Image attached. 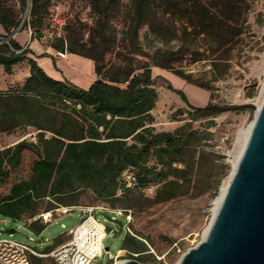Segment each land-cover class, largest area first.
Here are the masks:
<instances>
[{
	"label": "trees",
	"instance_id": "trees-1",
	"mask_svg": "<svg viewBox=\"0 0 264 264\" xmlns=\"http://www.w3.org/2000/svg\"><path fill=\"white\" fill-rule=\"evenodd\" d=\"M3 1L0 67L10 76L14 66L26 62L28 76L19 88L0 91V135L32 128L35 141L22 140L0 150V187H6L0 195L1 217L29 220L60 207H76L84 192L107 204L109 210L124 213L134 207L197 198L210 191L216 194L220 179L212 186L210 183L216 157L203 145L209 135L195 129L193 123L243 108H219L210 103L193 107L183 92L166 85L186 104L187 111H176L186 118L172 132H156L151 127V112L157 101L151 69L171 72L210 91L207 84L196 83L173 65L186 55H192L194 62L211 60L213 71L222 67L214 80L221 78L227 70L226 65H220L226 61L223 56L243 34L246 0H132L119 34L130 56L142 55L148 62L133 66L129 55H121V65L113 67L104 61L117 40L112 20L121 0H89L95 16L91 39L83 42L79 31L68 28L64 37L49 46L61 54L93 62L97 79L86 90L50 78L29 57V49L8 38L20 21ZM20 2L25 5V0ZM43 8L41 0H31L29 21L21 26V30H31L32 40L41 37L39 33L33 35L43 24ZM143 28L152 41L164 46L178 41L180 46L175 51L161 47L145 53L140 43ZM25 169L27 178L12 179L14 172ZM126 172L136 177L133 189L123 188ZM150 188L154 189L152 197L134 193ZM44 227L37 221L27 226L35 233ZM147 248L135 237L125 235L119 250L134 258L133 254L139 257ZM35 260L42 263V259Z\"/></svg>",
	"mask_w": 264,
	"mask_h": 264
},
{
	"label": "rangeland",
	"instance_id": "rangeland-1",
	"mask_svg": "<svg viewBox=\"0 0 264 264\" xmlns=\"http://www.w3.org/2000/svg\"><path fill=\"white\" fill-rule=\"evenodd\" d=\"M3 2L9 12L20 21L19 26L11 31L14 33L11 38L24 48L33 45L29 57L37 61L36 64L38 63L37 65L46 74L48 72L50 78L66 81L78 89L86 90L83 88L84 85H79L76 81L80 79V75L70 73L64 68L61 53L49 46L60 37H64L68 28L79 31L83 42L91 39L95 16L90 9L89 0H41L45 13L44 20L38 32L33 35L36 37L39 33L41 37L39 40L31 39L30 44H27L28 29L21 30V26L25 21H29L31 0H25L24 6L21 5L20 0ZM131 2L132 0H121L119 10L112 20L117 30V40L113 50L105 56L104 65L107 67L121 65L120 56L129 55L127 43L121 41L119 33L124 27ZM246 4L248 9L243 34L233 49L222 58L226 61L221 62L220 65H226L227 70L221 78L214 80L222 71V67L213 71L210 66L211 60L194 62L195 58L192 55H186L173 65L175 70L190 75L196 83L207 84L210 91L198 88L168 71H164L166 74H160L155 79L157 101L151 112L154 118L151 127L156 132H172L184 124L186 118L185 114L179 116L176 113L178 109L187 111L186 104L175 93L167 90L166 85L183 92L188 103L193 107H204L210 103L219 108H243L240 112L228 111L212 120L193 123L195 129L209 135L203 145L205 150L214 153L216 157L210 178L211 186L216 179H220L216 194L213 195L210 191L197 198L183 197L149 208L134 207L128 214L120 210L111 211L107 204L94 200L89 192H84L76 207L96 208L95 217L98 222L106 228L107 233L112 230L103 241V246L108 248L105 252L108 253H103L102 257L92 264H118L129 260L142 262L141 264H176L188 249L195 247L203 239L204 231L213 217V203L219 197L221 187L230 176L233 164L240 154L242 148L240 134L253 123L264 98V0H246ZM146 33V28L140 31V43L145 53L161 47L175 51L180 46L178 41L164 46L152 41V37ZM3 34L0 27V35ZM23 37H26V43L22 41ZM46 47H49L50 51L44 52ZM130 62L135 66L137 63L148 62V59L142 55H131ZM26 72H28L26 62L14 66L10 76L5 75L0 67V91L19 88L26 78ZM34 135L32 128L17 130L10 135H0V150L22 140L34 142ZM203 173L207 174L205 169ZM27 176L28 169H25L14 172L12 179H23ZM205 186L207 185L203 187ZM5 189L4 186L0 187V195L5 193ZM153 191L154 189L150 188L134 193L141 192L145 197H152ZM117 207L120 208L118 204ZM127 215H129L128 219H126ZM84 217L79 210L66 215L54 213L55 219H52V222L40 233H35L27 229L22 220H11L0 216V237L31 246L38 253L48 252L44 254L47 255L44 258H33V264H53L48 256L49 253L63 237H70L66 232L75 228ZM125 235L135 237L147 245L148 251L138 258H132L126 250H119ZM177 249L180 250L179 253ZM35 259H42V263H37Z\"/></svg>",
	"mask_w": 264,
	"mask_h": 264
},
{
	"label": "water",
	"instance_id": "water-1",
	"mask_svg": "<svg viewBox=\"0 0 264 264\" xmlns=\"http://www.w3.org/2000/svg\"><path fill=\"white\" fill-rule=\"evenodd\" d=\"M176 264H264V99L206 236Z\"/></svg>",
	"mask_w": 264,
	"mask_h": 264
},
{
	"label": "built area",
	"instance_id": "built-area-1",
	"mask_svg": "<svg viewBox=\"0 0 264 264\" xmlns=\"http://www.w3.org/2000/svg\"><path fill=\"white\" fill-rule=\"evenodd\" d=\"M28 33L31 37L32 32L29 28ZM61 56L63 57L64 54ZM136 186V177L132 173L126 172L123 175V188L133 189ZM74 210H79L85 217L75 228L67 231L70 236L69 241L49 253L48 256L52 259L53 264H92L96 259H100L103 253H108L105 252L103 241L109 233H112V230L107 233L106 228L98 222L95 217L96 208L60 207L54 211L43 213L38 218L42 224L47 225L52 222L53 213L66 215ZM127 213L129 214V211ZM128 218L129 215L126 216V219ZM179 252L180 250L177 249V253ZM45 256L47 255L38 253L31 246L0 237V264H32V258H44ZM132 256L138 257L136 254ZM156 259L160 258L156 257Z\"/></svg>",
	"mask_w": 264,
	"mask_h": 264
},
{
	"label": "crops",
	"instance_id": "crops-1",
	"mask_svg": "<svg viewBox=\"0 0 264 264\" xmlns=\"http://www.w3.org/2000/svg\"><path fill=\"white\" fill-rule=\"evenodd\" d=\"M22 41L24 43H26V41H27L26 37H23ZM30 41H31V38L29 37V40H28V43L27 44H30ZM32 46L33 45L30 44L27 49H29V50L32 49L33 48ZM48 51H50V49H49V47H46L44 49V52H48ZM61 59L63 60L62 61L63 64H65L64 65L65 66L64 68L68 69V71L70 73L78 74V76L80 75V79H76V81L79 83V85H84L83 86L84 89H88L91 86V84L96 80V75L94 73V64H93V62L91 60L86 59V58H82V57H79V56H76V55L67 54V53H65L63 57L61 56ZM47 74H48V76H50V74L48 72H47ZM160 74L162 75V74H166V73L163 70H160L158 68H153L151 70L152 77L154 75L153 78L159 77ZM27 76H28V72H26V77ZM38 217H39V215L36 216L35 218L29 219V220H23L22 219V221L25 222L26 228H27L28 224H30L33 221H37L39 224H42V222L40 221V219ZM54 219L55 218H53V220ZM44 226H46V225H44ZM66 235H68L67 232H66ZM69 239H70V237L69 238L68 237H63L60 240V242L56 245L55 248H57L58 246H60V245H62L64 243H66L67 241H69Z\"/></svg>",
	"mask_w": 264,
	"mask_h": 264
},
{
	"label": "bare ground",
	"instance_id": "bare-ground-1",
	"mask_svg": "<svg viewBox=\"0 0 264 264\" xmlns=\"http://www.w3.org/2000/svg\"><path fill=\"white\" fill-rule=\"evenodd\" d=\"M264 99V98H263ZM251 126H252V124L245 130V131H243V132H241V140H242V148H241V151H240V154H239V156H238V158H237V160H236V162L233 164V168H232V172H231V174H230V176L228 177V179H227V181L222 185V187H221V190H220V195H219V197L214 201V203H213V209H212V213H213V217L215 216V214L217 213V211H218V209H219V207H220V205H221V202H222V200H223V197H224V195H225V192H226V189H227V186H228V184H229V181H230V178H231V175H232V173H233V171H234V169H235V167H236V164H237V161H238V159H239V157H240V155H241V153H242V150H243V148H244V146H245V144H246V142H247V139H248V137H249V133H250V130H251ZM213 217H212V219H213ZM212 221V220H211ZM211 223V222H210ZM209 226H210V224H209ZM209 226L206 228V230L204 231V236H203V238L206 236V234H207V232H208V229H209ZM121 263V262H120ZM119 264V263H118Z\"/></svg>",
	"mask_w": 264,
	"mask_h": 264
}]
</instances>
